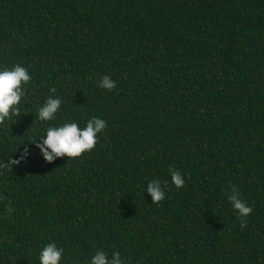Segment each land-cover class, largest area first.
<instances>
[{
	"label": "trees",
	"instance_id": "trees-1",
	"mask_svg": "<svg viewBox=\"0 0 264 264\" xmlns=\"http://www.w3.org/2000/svg\"><path fill=\"white\" fill-rule=\"evenodd\" d=\"M15 64L32 80L0 126V162L31 155L0 175V264H38L49 242L64 264L98 249L126 264H264V0H0V69ZM49 95L64 103L40 122ZM93 116L107 127L80 158L47 163L29 144ZM153 179L158 204L143 194ZM233 188L252 208L243 228Z\"/></svg>",
	"mask_w": 264,
	"mask_h": 264
},
{
	"label": "clouds",
	"instance_id": "clouds-1",
	"mask_svg": "<svg viewBox=\"0 0 264 264\" xmlns=\"http://www.w3.org/2000/svg\"><path fill=\"white\" fill-rule=\"evenodd\" d=\"M31 80L32 76L28 68L21 64L0 69V126H5L13 117L19 118L21 116V109L25 107L23 101L26 96V87ZM116 86V82L107 75L101 77L99 81V87L107 91L114 90ZM51 92L55 93V89H52ZM63 103L61 97L49 95L38 108L36 118L45 123L53 121ZM106 127L107 121L96 116L88 119L84 126L75 121L63 122L48 126L42 136L29 144L34 145L39 150L43 160L47 163H53L61 157L80 158L95 149L99 136L103 134ZM30 155V149L25 147L18 159L11 157L7 160L8 162H0V175H3L4 170L11 171L13 166L19 167L29 159ZM168 171L171 184L177 189L183 188L185 178L182 173L172 167H169ZM145 190L151 197L152 203L158 204L166 198V189L159 179L149 181L143 190V194ZM227 198L241 220V227H245L247 218L252 213V208L241 199L240 193L235 188L232 189ZM6 210L10 213L12 211L11 206H8ZM64 255V248L59 247L55 242H49L39 250L38 264H64ZM86 264H126V261L118 251L109 254L98 249L90 256Z\"/></svg>",
	"mask_w": 264,
	"mask_h": 264
}]
</instances>
